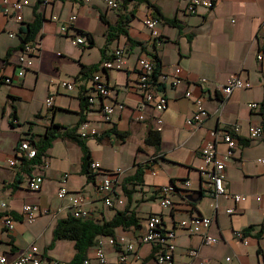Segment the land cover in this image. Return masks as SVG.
<instances>
[{
	"label": "crops",
	"instance_id": "obj_1",
	"mask_svg": "<svg viewBox=\"0 0 264 264\" xmlns=\"http://www.w3.org/2000/svg\"><path fill=\"white\" fill-rule=\"evenodd\" d=\"M150 1L160 8L163 17L136 0L123 1L117 10L108 9L99 0H30L19 11L11 9L5 14L0 10V78H12L11 83L0 82V254L14 259L29 246L37 245L42 264L71 262L76 254L75 241L55 239L59 221L74 211L68 198L58 196L65 186L71 193L84 195L83 207L95 222L110 220L127 207L136 212L139 226H119L115 230L116 236L125 235L135 244L128 264H158L159 245L140 240L147 219L154 214L161 217L164 227L177 230L173 264L264 262V165L257 161L264 157V136L248 138L251 126L264 124V0H213V7H200L196 13L187 11L188 0ZM37 14L41 17L36 36L38 51L20 77L17 62L23 48L21 27L35 22ZM153 15L159 17V40L152 37L145 24ZM173 18L181 27L168 21ZM111 28L113 38H109ZM122 28L134 42L121 32ZM86 34H91L93 42ZM77 36L86 41L75 42ZM117 48L126 55L122 67L104 68L103 63ZM259 53H263L262 59H258ZM146 54H157L161 59L158 81L162 86H155V91L167 96L168 106L162 111L144 104L138 87V60ZM85 66L95 68L84 72ZM175 66L182 71L180 82L173 86L171 71ZM94 72L103 74L112 92L107 98L88 102L82 111L86 103L81 98L89 95ZM234 74L249 80L251 87L236 88L225 95L219 86ZM62 79L75 80L76 88L51 85ZM51 93L54 104L49 107L46 99ZM198 96L204 98L207 116L201 125H191L188 118L197 108ZM250 101L258 102L259 107L249 108ZM103 103H122L123 107H116L111 119L106 120L101 112ZM83 117L89 127L99 131L98 136L85 139L92 161L101 168L91 169L92 177L82 170V147L63 135L52 140L42 157L48 161L47 168L41 166L43 161L29 168L25 159L15 166L10 164L22 140L39 141L53 124L61 125L58 131L64 133L66 128L78 126ZM235 126L239 127V143L227 161L224 184L228 192L245 197L238 203L226 196L215 198L212 185L200 169L204 165L201 148L215 141L218 153H226L222 134ZM151 130L159 132V146L146 142ZM118 168L122 173L111 192L114 205L107 206L97 184L103 175ZM140 168L143 175L137 180L134 177ZM34 174L43 175L39 190L29 187ZM169 184L180 188L171 194L173 204L164 207L158 189ZM192 193L197 199L201 195L199 203L187 198ZM28 203L42 209L31 222L22 217L23 206ZM229 208L234 211L228 212ZM5 211L18 216L13 230L1 224ZM194 215L212 217L209 233L217 236L218 242L208 244L202 234L180 228L182 219ZM252 226L245 234L248 243L235 236L236 230ZM100 238L104 239L109 260L116 261L120 248L110 245L106 235L97 240ZM95 246L87 254L92 264H97ZM190 250H196L197 256Z\"/></svg>",
	"mask_w": 264,
	"mask_h": 264
},
{
	"label": "built area",
	"instance_id": "obj_2",
	"mask_svg": "<svg viewBox=\"0 0 264 264\" xmlns=\"http://www.w3.org/2000/svg\"><path fill=\"white\" fill-rule=\"evenodd\" d=\"M89 2L91 0H84ZM103 2L108 9L117 10L122 6L124 0H99ZM30 3V0H0V10L5 14H10L11 9L15 11L21 10L24 5ZM213 0H188L187 11L190 13H196L200 7H213ZM71 20L75 19V16L70 18ZM159 22V17L151 16L145 20V24L151 30V35L156 40L160 39V35L156 29V26ZM86 39L83 36H77L75 42L83 43ZM38 51V46L36 40H31L23 44L22 53L19 56V60L17 62V66L19 67L18 75L20 77L24 76L28 67L32 64V56L36 54ZM126 55L122 48H117L114 51L113 57L106 60L103 63L104 68L113 69V68H121V61L125 58ZM263 58V53L258 54V59ZM155 60L152 54H146L139 58L138 60V68H139V79H138V87L143 93L144 104L153 105L157 110L162 111L168 106L167 96L164 94H157L155 91V86L153 84L152 76L155 71ZM181 67L175 66L171 71L172 75V85L175 86L180 82L181 79ZM7 82H12V78L9 76H5L3 78ZM91 87L89 88V101L94 102L96 98H107L111 95L112 87L108 83V81L103 77V74L100 72H94L91 76ZM52 86L58 85L62 87H66L67 89H74L77 86V82L75 80L62 79L56 82L51 83ZM251 87V82L249 80H245L241 78L240 75L234 74L231 75L227 82L219 86V90L223 92L225 95H229L236 88H249ZM192 93L190 91L187 92V95L190 96ZM197 108L194 114L188 118V123L191 125H201L207 116V110L204 106V98L202 96H198L195 100ZM46 103L49 107H52L54 104V93H51L50 96L46 99ZM116 107H123L122 103L117 104H108L103 103V107L101 108V112L106 120H110L113 115ZM248 107L251 109H257L259 107V103L256 101L248 102ZM144 115H141L139 118L142 119ZM162 121L161 119L159 120ZM79 134L82 137H90V136H98L99 131L95 127H89L88 123H84L78 129ZM213 133L217 135V131L214 130ZM239 133V127L235 126L233 129L225 130L223 132V139L227 145L226 153L219 154L216 142L210 141L206 143L201 148L202 159L204 165L200 168L201 173L204 174L210 184L212 185L211 193L216 198L220 196L230 197L235 200L237 203L244 199L245 197L241 194H233L226 190L224 179H225V169L227 165V161L233 157L235 153V148L239 143V139L237 134ZM264 136V124L253 125L249 129L248 138L250 140L258 139ZM37 156V148L30 142L28 139H24L21 141L16 156L10 160V164L12 166L17 165V163L21 159L32 160ZM153 161V159H151ZM257 161L264 165V157H259ZM42 167H48V161L46 159L41 163ZM91 168L96 171H100L99 163L92 161ZM122 169L118 168L113 172H108L97 184L98 191L103 195L105 204L107 206H113L114 200L111 197V192L115 185L120 182ZM153 173H156L153 171ZM68 176V174H66ZM43 175L34 174L31 175L29 179V187L32 190H39L42 186ZM186 185L183 186L186 188L188 185V181L184 182ZM175 184L162 185L158 189V195L161 200V205L164 207L171 206L173 204V200L171 198V194L179 190ZM58 196L62 199L68 198L74 207L73 215L75 217L81 218L82 220L91 219L92 214L88 209L83 207L85 203V197L82 194L71 193L69 189L65 186L61 187ZM261 197H258L260 200ZM3 207H6V203L2 204ZM41 208L37 204H25L23 206V214L22 217L26 221H33L38 212H41ZM45 212L48 209L44 210ZM228 212L232 213L234 208H229ZM17 219L13 216L10 211H5L1 216V224L7 230H13L15 228ZM264 222V218H263ZM212 223V217L202 216V215H194L190 218H184L180 221L179 226L185 232L190 234L200 233L203 235L204 241L208 244H214L218 242L219 238L209 233V228ZM235 236L237 238L242 239L245 243H248L246 237L244 236L241 230L235 231ZM176 238H177V230L175 228H166L162 225L161 217L157 214L151 215L147 219L146 228L142 232L140 236V240L142 242H152L159 245L160 250L156 256V260L158 264H173L174 261V252L176 249ZM107 241L112 246H118L120 248V253L116 259V261H110L105 252V244L104 239L100 238L96 242L95 246V258L97 264H128V256L129 253L132 252L135 248L134 242L130 241L125 235H111L107 236ZM189 253L192 256H197L198 252L196 250H190ZM230 259V258H228ZM0 264H42L41 250L37 245H31L26 250H24L19 256L14 259H9L7 256L2 253L0 254ZM84 264H92V260L87 257L84 260ZM261 264H264L262 262Z\"/></svg>",
	"mask_w": 264,
	"mask_h": 264
},
{
	"label": "trees",
	"instance_id": "obj_3",
	"mask_svg": "<svg viewBox=\"0 0 264 264\" xmlns=\"http://www.w3.org/2000/svg\"><path fill=\"white\" fill-rule=\"evenodd\" d=\"M126 1V0H124ZM138 3H146L150 7L155 9V12L160 16L163 17V14L160 10V8L153 4L150 0H136ZM104 18V17H103ZM41 17L39 14L36 15V20L33 23H28L26 26L21 27V34H22V42L23 44L31 41L36 40V36L39 34L40 28H41ZM103 21L107 24H109V21L106 19H103ZM172 24L181 27V25L178 22L177 18L168 19ZM125 25V23H123ZM124 25H121L124 27ZM118 31V30H117ZM121 32L126 33L129 41H132V38L130 37L127 30L123 29ZM109 38H113L114 34H112V28L110 30ZM90 41L93 42V37L91 34H86ZM153 58L155 60V71L152 76L153 84L156 86H162V83L158 81L159 75L161 73V59L160 57L155 54L153 55ZM95 67H84L83 71L88 72L90 70H93ZM12 80V79H11ZM4 81L7 82L4 79L0 78V82ZM85 105L82 106V111H84L88 104L91 103L89 101V95L83 96L81 98ZM89 102V103H88ZM103 107V105H102ZM101 107V108H102ZM16 116V113H14ZM85 123L84 117L81 120V123L78 125L79 127ZM78 126L73 128H66L64 133L59 132L58 129L61 128V125L59 124H53L52 127L49 128V130L46 132V135L40 139L39 141H34V146L37 148V156L32 160H24V163H26L28 166L30 164L34 163H41L43 160V155H45V152L47 149L51 146L52 140L55 139L59 135H63L66 137H69L73 141L77 142L83 150V163H82V170L84 173H86L89 177H92L91 174V164L92 159L90 155L89 148L86 145L85 137H82L81 134L78 132ZM113 132L117 133L119 136L124 137L125 134L118 132L117 130L113 129ZM30 140L29 138H26ZM32 140L30 142H32ZM146 142L148 144H152L155 146H159L160 144V134L158 131L151 130L149 135L146 138ZM30 168V166H29ZM143 175V170L140 168L138 172L135 175V179H141ZM200 194V192H199ZM212 194V193H211ZM215 197V196H214ZM216 198V197H215ZM15 219L18 220V216L16 214H13ZM139 219L140 217L137 216L136 212L134 210H129V208H125L122 211H118L115 216L110 220H105L102 223L95 222L91 219L88 220H82L81 218L75 217L74 215H70L68 218L62 219L57 224V227L55 229V239H71L75 241V248H76V254L74 258L71 260L69 264H84V260L87 258L88 250L90 247L94 246L97 242V237L100 235H106V236H115V230L117 227L122 226L124 228H127L129 226L135 225L139 226ZM252 227L247 228L245 230H241L246 237V233L252 229ZM262 230H264V224L262 225Z\"/></svg>",
	"mask_w": 264,
	"mask_h": 264
},
{
	"label": "water",
	"instance_id": "obj_4",
	"mask_svg": "<svg viewBox=\"0 0 264 264\" xmlns=\"http://www.w3.org/2000/svg\"><path fill=\"white\" fill-rule=\"evenodd\" d=\"M187 198L188 199H190L191 201H193V202H197V203H199L200 202V200H201V195H200V197L197 199V198H195V194H188L187 195Z\"/></svg>",
	"mask_w": 264,
	"mask_h": 264
},
{
	"label": "rangeland",
	"instance_id": "obj_5",
	"mask_svg": "<svg viewBox=\"0 0 264 264\" xmlns=\"http://www.w3.org/2000/svg\"><path fill=\"white\" fill-rule=\"evenodd\" d=\"M169 2H170V4H171V6H172L173 2H172V1H169Z\"/></svg>",
	"mask_w": 264,
	"mask_h": 264
}]
</instances>
